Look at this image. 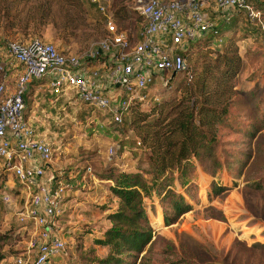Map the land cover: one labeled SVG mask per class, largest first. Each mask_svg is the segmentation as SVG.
<instances>
[{
	"label": "rangeland",
	"instance_id": "rangeland-1",
	"mask_svg": "<svg viewBox=\"0 0 264 264\" xmlns=\"http://www.w3.org/2000/svg\"><path fill=\"white\" fill-rule=\"evenodd\" d=\"M136 1L129 0L121 6L120 0H108L110 10L124 6L121 27L133 43L140 40L145 25ZM259 6L253 15L246 8L235 12L232 22L223 28L224 42L212 38L192 42L188 59L195 70L209 58L224 61L220 55L228 51L231 56H239L240 61L233 63H237L238 69L237 94L228 125L219 132L217 155L221 168L213 175L206 170L205 162H197L191 180L185 184L177 180L172 185L192 209L167 226L165 205L160 198L153 193L145 199L155 235L151 247H147L150 250L142 255L146 254L153 264L177 258H184L188 264H264V128L254 137L247 134L253 125L260 127L264 118V5ZM206 9L217 19V25L222 24L213 1ZM92 13L85 15L84 24L65 39H59L58 29L52 25L46 27L40 38L64 53L85 57L98 47L106 31L104 23L99 22L104 16L96 7ZM3 50L0 49V62L7 63ZM184 77L178 75L170 88L156 78L149 87L151 100L142 105L144 111L154 102L179 94V83ZM47 88L28 94L25 104L33 120L31 126L54 148L47 177L49 181L50 177L57 178L56 182L63 180L67 187L65 197H69L65 207L62 204L63 217L55 222L53 230L66 241L67 255H58L54 263L87 264L93 258H105L109 252L106 246L95 243L96 237L101 238L110 227L108 214L119 207V199L110 189L113 181L108 179L109 171L142 172L149 177L147 172L153 167L145 152L134 146L136 138L128 125L116 126L107 113L83 104L74 90L56 102ZM112 148L117 150L113 155ZM3 176L8 178L0 165V180ZM35 192L28 190L22 203L16 195L11 203H0V232L13 233L0 243L5 254L3 264H13L18 257H23L27 264L34 261L43 227L28 222L24 225L19 217ZM159 213L161 224L156 223Z\"/></svg>",
	"mask_w": 264,
	"mask_h": 264
},
{
	"label": "built area",
	"instance_id": "built-area-1",
	"mask_svg": "<svg viewBox=\"0 0 264 264\" xmlns=\"http://www.w3.org/2000/svg\"><path fill=\"white\" fill-rule=\"evenodd\" d=\"M90 1L104 15L106 33L98 47L85 57L64 53L41 38L8 43L12 60L23 70L12 94H7L6 83L0 82V160L5 161L26 192L36 190L19 217L24 225L28 222L43 227L32 264H55L58 255H67L66 241L53 231L55 222L63 217L67 187L54 177L47 184L41 183L54 148L25 119L29 84L46 79L55 101L74 90L83 104L107 113L113 124L120 126L135 100L148 104L149 87L156 78H161L165 86L175 75L192 78L185 53L192 42L219 32L216 21L206 11L209 2H214L225 22L243 8L250 15L258 11L249 0H137L135 6L145 25L140 40L133 43L117 25L107 0ZM258 1L264 4V0ZM218 40L222 41L220 36ZM0 71H6V64L0 63ZM106 77L108 90L103 81ZM115 152L112 148L110 154ZM12 197L7 187L0 189V203L9 204ZM13 264L27 263L18 257Z\"/></svg>",
	"mask_w": 264,
	"mask_h": 264
},
{
	"label": "trees",
	"instance_id": "trees-1",
	"mask_svg": "<svg viewBox=\"0 0 264 264\" xmlns=\"http://www.w3.org/2000/svg\"><path fill=\"white\" fill-rule=\"evenodd\" d=\"M127 2L129 0H120L119 4L122 6ZM249 2L257 8L260 7L259 3L262 4L258 0ZM94 7L87 0H0V49L10 55V41L40 38L49 25L58 29L60 40L65 39L76 33L86 21L85 15L93 14ZM111 11L122 29L124 6ZM233 19L229 22L222 20V24L217 25L218 34L210 33L206 38L217 41L220 36L224 42L223 28ZM99 22L105 25V17ZM103 33L104 36L106 31ZM230 53L228 51L220 55L225 58L224 61L209 58L200 68L195 70L192 67V78L180 80L179 94L154 102L147 107L148 110L144 111L143 103L138 99L132 103L123 124L133 131L136 138L134 146L145 152L153 170L147 172L149 177L142 172L109 171L108 179L113 181L110 189L118 197L119 207L108 214L110 227L95 241L109 248V252L105 258L87 260V264H153L146 254L142 255L150 250L155 235L147 215L145 199L155 193L165 205L164 222L167 226L171 225L192 209L185 197L173 190L175 181L185 184L191 180L197 162H205L206 170L213 175L221 168L222 161L217 155L219 132L222 126L228 125L231 117V106L237 94L235 79L238 70L237 63H233L240 61L236 53L233 56ZM185 57L189 64V50ZM177 76L170 79L171 86L166 88L173 86ZM263 128L264 118L260 127L253 125L247 134L254 137ZM162 220L159 213L156 223L161 224ZM12 234L9 231L0 232V243L10 239ZM4 259L5 254L0 247V264H3ZM162 264L188 263L184 258H177Z\"/></svg>",
	"mask_w": 264,
	"mask_h": 264
},
{
	"label": "crops",
	"instance_id": "crops-1",
	"mask_svg": "<svg viewBox=\"0 0 264 264\" xmlns=\"http://www.w3.org/2000/svg\"><path fill=\"white\" fill-rule=\"evenodd\" d=\"M208 10H211V8H209ZM210 15L212 16L211 12H210ZM214 20L217 21V19H214ZM3 54L8 59V62L5 63L6 64V71L4 73L0 72V82L4 81L7 85V94H12L16 89L17 79H18L19 75L22 73L23 69L18 63L14 62V60H12V58H10V55L8 53H6V51H5V53L3 52ZM1 55H2V53L0 54V56ZM107 73L105 72V74H107ZM103 81H104L105 88L107 90L110 89L109 79L106 77V78H103ZM46 87H49V86H48V81L46 82L45 80L34 81V82L30 83L28 88H27L25 98L28 94H33V93L37 94L38 90H41V89L46 88ZM48 90H50V89H48ZM48 92L50 93V96H51L52 93L50 91H48ZM66 92H68V91H66ZM65 94H66V96L68 95L67 93H65ZM51 98H52V96H51ZM60 98L61 97H59V99L56 102L60 101ZM53 102L54 101H52V104H55ZM25 119L27 120L28 123L33 122L32 117L29 115L28 107L26 108V111H25ZM31 123H30V125H31ZM35 130H37V129H35ZM36 132H37L38 136L42 137V135L39 134L38 131H36ZM0 165H2V167L4 168L5 175L8 177V178H5L4 176L1 177L0 181H1L2 187H7L8 189L10 188L9 190L12 193L13 197H15L14 195H16L17 199L21 198L20 203H22V200L26 199L24 196V194H26V190L19 183V181L14 177L12 170H10V168L6 167L4 160H2V159L0 160ZM46 167H47L46 174L44 177L41 178V183L46 181V184H47L49 181V178L47 177V175L51 173V169H49V165H47ZM8 171L10 172V174H8ZM54 171H56V169ZM67 198H69V197L66 196V199ZM27 203L28 202H26V204ZM67 203H69V202L67 201Z\"/></svg>",
	"mask_w": 264,
	"mask_h": 264
}]
</instances>
